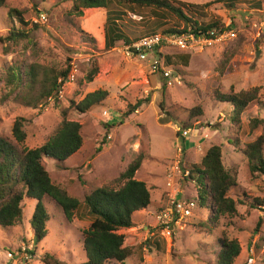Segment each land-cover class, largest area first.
Returning a JSON list of instances; mask_svg holds the SVG:
<instances>
[{
  "label": "rangeland",
  "instance_id": "obj_1",
  "mask_svg": "<svg viewBox=\"0 0 264 264\" xmlns=\"http://www.w3.org/2000/svg\"><path fill=\"white\" fill-rule=\"evenodd\" d=\"M169 1L202 22L232 19L236 33L232 40L190 51L165 48L166 56L181 54L189 58L188 67L177 61L166 64L172 71V86L161 73H152L149 63L127 58L123 42L111 50L105 49L106 10L82 9L79 14L72 9L73 0H0V37L12 26L20 28V22L9 17L10 10L25 11V19L29 20L26 30L34 32L38 43V62L53 71L69 65V75H76L75 82L65 85L61 100L50 97L37 107L3 100L0 89V135L11 138L15 121L23 118L27 133L24 145L35 149L57 132L64 119L77 122L81 124L82 148L61 164L44 158L53 183L77 199L102 187L118 189L124 183L123 173L142 155L136 179L147 182L152 206L170 192L168 176L178 174L172 169L178 146L183 149L181 166L186 170L191 164L200 163L210 146L220 145L226 167L236 175L238 186L229 195L239 201L238 215L223 217L213 227L207 222L209 210L197 206L196 190L188 182L180 190L182 198L195 202V216L176 224L172 237L166 234V251L144 250L141 261L140 253L133 249L147 239L146 225H155L149 213L159 209H150L141 214L133 229L119 232L125 235V246L132 248L133 254L124 263L109 264H214L224 238L237 239L241 245L234 264H264V248L260 252L255 249L258 239L264 237V222L255 232L258 220L264 218V206L251 207L256 198L264 196V178H252L247 159L240 151L264 135V125L256 129L251 126L252 119L264 120V0L238 2L232 10L214 3L215 0ZM144 17L140 25L136 22L141 36L156 31L158 24L175 22L173 18H154L149 13ZM9 43L8 38H0V65L18 59V53H4ZM92 59L97 61L99 73L87 83V63ZM225 61L229 65L227 76L222 78L217 68ZM255 88L259 89L262 105L245 112L237 125L231 120V107L214 98L218 91L229 94ZM98 90L109 93L100 107L81 114L72 106ZM138 101L143 104L127 117ZM56 102L68 107L66 118ZM196 107H201L203 115L191 117L190 111ZM105 111L109 117L103 115ZM177 127L190 131L188 137L183 139L178 135ZM43 204L51 220L49 234L39 244L37 257L27 259L25 251L28 244L33 246L31 219L37 205L36 200L26 197L21 222L13 228L0 227V264H43L39 257L45 252L55 255L63 264L86 261L83 231L90 222L76 218L69 222L57 203L48 197L43 199Z\"/></svg>",
  "mask_w": 264,
  "mask_h": 264
},
{
  "label": "trees",
  "instance_id": "obj_2",
  "mask_svg": "<svg viewBox=\"0 0 264 264\" xmlns=\"http://www.w3.org/2000/svg\"><path fill=\"white\" fill-rule=\"evenodd\" d=\"M243 1L246 0H215L214 3L224 4L226 8L232 10L238 2ZM73 2L72 9L79 14H82V9L106 10L107 19L104 28L106 50H111L118 42L129 44L142 37L143 35L141 36L137 31V24L140 25L144 20L145 13L152 14L154 18L175 19L174 24H158L155 27L156 31L150 30L152 32L145 33L146 35L153 33L181 35L189 28L200 35L211 29H226L225 22L221 19L202 22L182 8L174 6L169 0H73ZM129 12L142 16V21L136 24L128 17ZM26 14L25 11L10 10L9 17L16 18L20 22V28L12 26L5 36L0 37L8 38L10 41L4 48L5 54L18 53L17 60L1 63L0 81L3 83H0V89L3 100H13L24 106L37 107L39 103L55 94L59 87V79L65 81L70 70L67 65L53 71L44 68L38 62V43L34 32L26 30L29 25V20L25 19ZM34 28L38 29L39 26L35 24ZM174 61L182 63L185 67L189 65V58L181 54L174 57L166 56L168 65L175 63ZM226 61L230 62L229 59ZM226 61L217 68L222 78L227 76L226 68L229 64ZM98 73L97 61L89 60L85 81L91 83ZM258 94V88L250 91H231L229 94L218 91L214 98L231 107V120L237 125L241 123V116L245 112L252 110L255 105H262ZM108 96L107 91L98 90L88 93L78 104L72 101V106L79 113L85 114L100 107ZM142 104L143 101H138L132 106L127 117L135 113ZM56 105L62 107L61 111L66 118L68 107L58 102ZM190 115L200 117L203 111L201 107H196L190 111ZM260 125H264L263 119L251 120L253 129ZM189 126L186 127L190 128ZM24 128L25 120L20 118L15 121L11 138L0 135V227H16L23 216L22 205L25 198L36 200L37 205L31 219L34 230L33 246L30 247L28 244L25 249L28 254L27 259H34L37 257L39 244L49 234L48 223L51 216L43 204V199L48 197L57 203L69 222L75 218L90 222L89 228L83 231V249L86 256L83 264L124 263L133 254V250L125 246V235L119 232L134 228V213L146 210L152 205L151 189L146 182L135 178L142 165V155L123 173L124 183L118 189L102 187L84 194L83 199H77L53 183L44 166V158L54 159L61 164L75 155L83 146L81 124L64 119L57 132L35 149H29L24 145L27 138ZM184 150H187V147ZM240 151L247 159L252 178L254 180L264 178V135L259 136ZM186 171L189 175L181 177V189L188 182L194 185L197 206L209 210L210 216L207 221L209 224L216 227L221 218L238 215L239 201L229 195L238 183L236 175L234 176L225 165L222 146H210L201 162L191 164ZM258 205L264 206V196L256 198L251 207L255 208ZM263 222L264 218L258 220L255 232L259 231ZM263 248L264 237H260L255 249L260 252ZM133 249L140 253V260L144 261L142 257L144 250L165 252L166 239L159 230H156L153 235ZM240 253L241 245L237 239L224 238L221 241L220 254L214 264H234ZM39 259L43 264H63L50 252L41 254Z\"/></svg>",
  "mask_w": 264,
  "mask_h": 264
},
{
  "label": "built area",
  "instance_id": "obj_3",
  "mask_svg": "<svg viewBox=\"0 0 264 264\" xmlns=\"http://www.w3.org/2000/svg\"><path fill=\"white\" fill-rule=\"evenodd\" d=\"M40 16L41 19L45 20L44 14H41ZM128 17L135 22L142 21V17L135 13L129 12ZM231 20L225 22L226 29L224 30L211 29L200 35L194 33L191 28L181 35L161 33L147 34L129 44L124 43L123 51L125 56L129 59L149 63L150 71L152 73H161L164 78L169 81L168 85L172 86V71L166 66L165 48L190 51L197 47H204L215 42L232 40L236 38V33L235 29L232 28L233 22ZM35 22L37 23L38 20ZM75 79V73H71L66 80L68 83H63L58 90L57 96L52 98H58L61 100L63 98L65 85L72 84ZM61 81L62 80L59 82L61 83ZM103 115L109 117L107 111H105ZM176 131L183 139L187 138L190 133V131L182 130L179 127L176 128ZM176 152V163L172 169L174 173L178 174H170L168 176L167 186L170 188V192L166 195V200L162 207L157 212L151 213L152 217H154L155 225L147 227L149 234L148 237H150L156 230H159L163 237H165L166 234H168L169 237H172L173 227H175L176 224L195 216V202L179 198L182 194L180 190L182 186L180 179L183 176H188L189 172L183 170L181 166V154L183 149L178 146Z\"/></svg>",
  "mask_w": 264,
  "mask_h": 264
},
{
  "label": "crops",
  "instance_id": "obj_4",
  "mask_svg": "<svg viewBox=\"0 0 264 264\" xmlns=\"http://www.w3.org/2000/svg\"><path fill=\"white\" fill-rule=\"evenodd\" d=\"M104 35H105V31H104ZM105 39V38H104ZM104 44H105V41H104ZM137 145V144H136ZM138 175H139V171L136 173V176H135V178H137L138 177ZM144 181V180H143ZM145 182V181H144ZM147 183V182H146ZM168 194V193H167ZM183 195V194H182ZM182 195H181V198H182ZM165 200H166V198H165ZM165 203V201H164V198H163V195L161 196V197H159V200H157L156 201V203H155V205L154 206H152L151 205V207L150 208H148V209H146V210H141V211H138V212H136V213H134V215H133V222H134V224H137V223H139L140 222V219H141V214H143L144 212H147L148 210H150V209H160L161 207H162V205ZM150 214V213H149ZM137 218V219H136ZM151 226V225H150ZM149 225H146V227L144 228L145 230L147 229V227H150ZM133 229V228H132Z\"/></svg>",
  "mask_w": 264,
  "mask_h": 264
},
{
  "label": "clouds",
  "instance_id": "obj_5",
  "mask_svg": "<svg viewBox=\"0 0 264 264\" xmlns=\"http://www.w3.org/2000/svg\"><path fill=\"white\" fill-rule=\"evenodd\" d=\"M131 13H133V12H131ZM135 14H136V13H135ZM136 15H137V14H136ZM141 17H142V16H141ZM142 19H143V17H142ZM134 22H135V21H134ZM140 22H141V21H140ZM137 23H138V22H137ZM143 36H145V35H143ZM143 36H142V37H143ZM140 38H141V37H140ZM140 38H139V39H140ZM68 77H69V76H68ZM67 79H68V78H67ZM67 79H66V80H67ZM60 80H62V81H61V83L58 81V84H59L58 90L60 89V87H61V85H62L63 83H65V84L68 83V82H66V80L63 81L62 78H61ZM74 82H75V81H74ZM65 84H64V85H65ZM58 90L56 91V96H57ZM56 96H51V97H56ZM49 98H50V97H49ZM164 201H165V200H164ZM153 212H155V211H152L151 213H153ZM151 213H150V215H151ZM151 216H152V215H151ZM147 238H148V237H147Z\"/></svg>",
  "mask_w": 264,
  "mask_h": 264
},
{
  "label": "water",
  "instance_id": "obj_6",
  "mask_svg": "<svg viewBox=\"0 0 264 264\" xmlns=\"http://www.w3.org/2000/svg\"><path fill=\"white\" fill-rule=\"evenodd\" d=\"M258 55H259V53H258Z\"/></svg>",
  "mask_w": 264,
  "mask_h": 264
}]
</instances>
